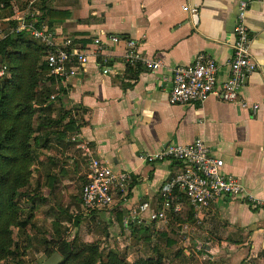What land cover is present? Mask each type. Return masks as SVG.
<instances>
[{"label": "crops", "instance_id": "0c3cea01", "mask_svg": "<svg viewBox=\"0 0 264 264\" xmlns=\"http://www.w3.org/2000/svg\"><path fill=\"white\" fill-rule=\"evenodd\" d=\"M239 3L47 1L41 27L91 54L77 76L47 84L55 90L59 85L64 108L73 112L78 129L72 134L88 142L94 155L115 171L131 173L132 182L126 193H117L112 207L86 210L82 187L87 157L76 142L68 147L54 142L53 149L38 150L29 188L34 194L30 198L36 200L31 199L34 211L38 202L54 204L61 199L65 212L74 216L72 229L79 240L86 231L88 239L119 243L129 253L130 244L137 241V257L162 254L174 264L176 256L185 264H264V208L247 198L225 197L198 211L181 190L177 199L174 194L167 202L163 187L182 165L172 159H147L169 145L203 139L224 159V172L238 177L254 199L264 200V0H251L246 17L251 52L259 66L241 88L239 99L229 101L214 94L202 104L170 102L175 67L193 63L200 53L220 64L219 89L230 77ZM187 5L199 8L197 27ZM24 6L25 2L15 1L14 14L6 18L17 21ZM6 18H0L1 25L9 24ZM130 50L142 58H160L161 68L152 71L143 61L130 62ZM161 211L167 212L168 220L151 218ZM37 239V234L32 235L39 249ZM20 240L24 250L26 237Z\"/></svg>", "mask_w": 264, "mask_h": 264}, {"label": "built area", "instance_id": "2783aa9c", "mask_svg": "<svg viewBox=\"0 0 264 264\" xmlns=\"http://www.w3.org/2000/svg\"><path fill=\"white\" fill-rule=\"evenodd\" d=\"M43 0H26L22 16L17 18V25L10 28V32L28 31L30 36L39 44L47 48L44 57L49 67L48 77H54L59 82L78 75L82 65L90 60L88 51L70 50L71 39H59L56 34L37 25L40 16L39 4ZM251 0H240L237 24L234 30V41L231 44L232 57L229 62L230 77L225 80L220 89V64L208 53H200L195 61L175 67L170 90L172 104H202L212 95L218 94L225 100L235 101L247 79L258 69V63L252 52V36L246 23ZM194 26L199 24V8L187 5ZM6 18L5 21H11ZM0 37H4L0 24ZM117 40V39H115ZM133 44V43H132ZM130 62L143 61L152 71L162 66L160 58H142L134 50L127 52ZM7 66L0 68V78L5 76ZM110 71L104 68V73ZM59 85L51 100H56ZM257 108V107H256ZM72 134L71 141L78 143L87 157L88 170L86 181L82 187V205L88 211L110 208L116 203L119 192L126 193L132 182V175L128 171H115L106 160L94 155L88 142L80 141L78 135ZM150 162L172 159L181 163L180 171L163 187V196L168 202L177 189L187 197L192 208L200 211L219 199L247 198L254 204L264 208V200H256L250 196L243 182L235 176L224 172L225 161L216 155L203 139H197L188 144H172L167 149L147 156ZM152 219L168 220L166 211L154 213ZM164 264H174L170 259Z\"/></svg>", "mask_w": 264, "mask_h": 264}, {"label": "trees", "instance_id": "16d2710c", "mask_svg": "<svg viewBox=\"0 0 264 264\" xmlns=\"http://www.w3.org/2000/svg\"><path fill=\"white\" fill-rule=\"evenodd\" d=\"M15 1L24 3L26 0H0L1 19L14 14ZM47 1L39 4L41 14L37 25L40 27ZM8 23L3 29L4 37H0V68L7 66L5 76L0 78V264L24 252L21 241L15 240V227H19L20 238L26 237L23 248L26 249L28 243L33 245L28 227L32 225L34 208H24L19 197L23 189L29 190L32 186L38 150L53 149L54 142L68 147L72 133L78 129L73 112L64 108L61 96H57V101L51 100L56 91L47 81L52 84L56 81L47 75L49 67L44 58L47 48L37 43L28 31L10 32V28L17 25L16 20ZM82 48L73 44L69 47L72 51ZM38 107L40 118L36 125ZM179 191H175L176 199ZM60 241L58 247L49 252V255L55 251L63 255L60 264H164L162 254L129 262L127 256L114 251L103 256L97 243L81 250L76 241Z\"/></svg>", "mask_w": 264, "mask_h": 264}, {"label": "rangeland", "instance_id": "374dc122", "mask_svg": "<svg viewBox=\"0 0 264 264\" xmlns=\"http://www.w3.org/2000/svg\"><path fill=\"white\" fill-rule=\"evenodd\" d=\"M7 27H8L7 23L6 25H2L3 29ZM3 33H5L4 30ZM54 91L56 90L54 89ZM56 104H58V102H55V105ZM37 109H38V113L36 115V125L40 118L39 107ZM53 115H56V112ZM33 168L35 170V165L33 166ZM21 193L22 195L19 197L20 203L23 205L24 208L26 209L30 208L32 205L31 204L32 198L30 197L34 196L33 192L23 189ZM34 202H36V200L33 201V203ZM55 204H57V206ZM51 206H53L54 209H52ZM63 206L64 204L61 199L55 200L54 204L48 202L47 204L43 205L41 202H38L37 209H35V211H32V216H33L32 225L28 227V234L31 237L34 234L38 235V239L36 240L37 242L36 245H38V247L40 248L37 249L36 246L30 245L28 243L27 248L26 249L24 248L23 250L24 252H21L22 254L18 253L17 255H14L13 257H11L2 264H37L43 262L50 256L49 255L50 250L57 248L59 245L58 243H60L61 242L60 240L63 239L71 242L76 241L81 250H86L85 246L88 244L97 243L99 244L100 251L102 252L103 256H107L111 251H114V252H118L120 255L127 256L126 260L129 262H134L138 258H140L137 257V253L135 252L139 249L140 246V243L137 241H134L130 244L131 245L130 246L131 254H130L128 248L126 246L122 247L121 244L119 243L112 242L111 244L109 243L107 244L105 243V239L103 238L95 239V240L88 239V235H87L88 233L86 231L80 233L83 234V237L80 238L81 240H79L78 236H76L79 235V233L75 234V230L72 229L74 226V216L72 214H68L67 212H65L64 210L65 206L64 207ZM63 224L65 225V230H62ZM53 232H56L58 235H54ZM14 234H15L16 242L21 241L19 237V227L14 228ZM57 238H59L60 240ZM146 249H150V247L149 248L147 247ZM172 253L171 255L169 254L170 255L169 258L172 257ZM175 259H176L175 260L176 264H185V261L179 260L177 256L175 257Z\"/></svg>", "mask_w": 264, "mask_h": 264}, {"label": "water", "instance_id": "95a60500", "mask_svg": "<svg viewBox=\"0 0 264 264\" xmlns=\"http://www.w3.org/2000/svg\"><path fill=\"white\" fill-rule=\"evenodd\" d=\"M63 259H64L63 255L60 252L55 251L45 261L37 264H60L63 261Z\"/></svg>", "mask_w": 264, "mask_h": 264}]
</instances>
